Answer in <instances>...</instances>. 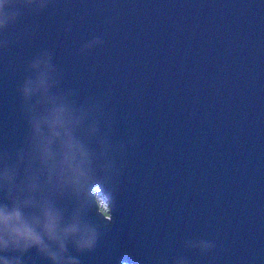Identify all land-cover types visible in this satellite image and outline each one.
<instances>
[{
  "label": "water",
  "instance_id": "water-1",
  "mask_svg": "<svg viewBox=\"0 0 264 264\" xmlns=\"http://www.w3.org/2000/svg\"><path fill=\"white\" fill-rule=\"evenodd\" d=\"M0 20V209L76 226L0 264H264V0H0Z\"/></svg>",
  "mask_w": 264,
  "mask_h": 264
},
{
  "label": "clouds",
  "instance_id": "clouds-1",
  "mask_svg": "<svg viewBox=\"0 0 264 264\" xmlns=\"http://www.w3.org/2000/svg\"><path fill=\"white\" fill-rule=\"evenodd\" d=\"M3 20H0V24H3ZM44 87V79L42 77L37 79L36 88ZM27 91V89H26ZM63 108L52 109L47 116L44 117L43 122L47 124L51 138H56L59 133L56 131L57 128H61L64 125L63 120ZM37 131H39L37 126ZM67 137L63 141V146L65 149H72L77 147L72 141L69 134L66 132ZM51 143V139H48L42 148V153L47 158L48 148L47 145ZM63 164H67L71 167L70 162L67 158L61 161ZM82 175V173H78ZM39 226L44 235H46L50 240H59L62 236H66L76 231V226L72 225L63 229L58 226V217L49 209H45L43 212V220H32L29 221L25 219L18 208L14 207L11 211H6L0 209V233L7 236V239H0V247L7 248L8 244L11 243L14 246L29 247L31 245H39L42 250L44 248L43 241L41 239V232H37L36 228ZM85 245L91 243V241H85ZM61 247L63 245L61 244ZM49 255L55 259L54 253H49ZM3 264H10L9 261L5 260Z\"/></svg>",
  "mask_w": 264,
  "mask_h": 264
},
{
  "label": "trees",
  "instance_id": "trees-1",
  "mask_svg": "<svg viewBox=\"0 0 264 264\" xmlns=\"http://www.w3.org/2000/svg\"><path fill=\"white\" fill-rule=\"evenodd\" d=\"M95 201L100 213H102L105 216H109L110 215L109 203L107 201V198L101 193L100 190L95 191Z\"/></svg>",
  "mask_w": 264,
  "mask_h": 264
}]
</instances>
